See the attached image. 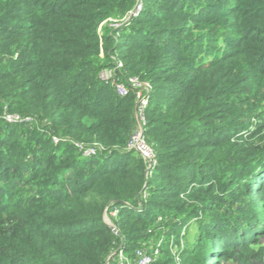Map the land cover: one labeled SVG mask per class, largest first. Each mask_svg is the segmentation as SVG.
<instances>
[{
    "label": "trees",
    "instance_id": "obj_1",
    "mask_svg": "<svg viewBox=\"0 0 264 264\" xmlns=\"http://www.w3.org/2000/svg\"><path fill=\"white\" fill-rule=\"evenodd\" d=\"M0 39V264L157 245L152 264L248 263L264 235V0H0ZM117 62L126 95L101 77ZM132 78L152 88L149 179L126 150L146 92Z\"/></svg>",
    "mask_w": 264,
    "mask_h": 264
},
{
    "label": "built area",
    "instance_id": "obj_2",
    "mask_svg": "<svg viewBox=\"0 0 264 264\" xmlns=\"http://www.w3.org/2000/svg\"><path fill=\"white\" fill-rule=\"evenodd\" d=\"M119 65L122 66V63H119ZM109 78H113V77H109ZM131 81L134 86H137V87L145 86L146 92L144 93L140 91L138 93V97L141 98V96H144L146 99L145 101L144 100L140 101V99H138L139 100L138 102L139 124L134 129V132L129 141L127 149L135 151L136 153L140 154L147 163V174H152L153 170L157 166L156 165L157 160H156V156L154 155L151 147L147 143V139H146L147 122L144 118L145 117L144 113L147 110L148 105H149L151 86H148V84H142L141 82L137 80V78H132ZM113 83L116 87L117 92L120 95H126L128 93V88L124 83L116 81L115 79H113ZM7 119L9 121L30 120V118L23 119L20 116H13V115L7 116ZM58 140L59 138L55 137V141H58ZM77 146L81 148H85L83 144H77ZM84 151L86 155H92L96 153V149L94 147H86ZM110 213L112 216L116 217L118 213V209L116 208L112 210ZM146 250L147 249L145 248H139L136 250L135 256H131L125 251L124 247L121 246L113 253V255H111V257L114 258L113 259L114 264H152L154 261H156V259L158 258V255L161 252L160 245H157V247L152 252L151 250H148V251ZM107 264H110L109 260L107 261Z\"/></svg>",
    "mask_w": 264,
    "mask_h": 264
},
{
    "label": "rangeland",
    "instance_id": "obj_3",
    "mask_svg": "<svg viewBox=\"0 0 264 264\" xmlns=\"http://www.w3.org/2000/svg\"><path fill=\"white\" fill-rule=\"evenodd\" d=\"M4 45H8L9 46V42L4 41L3 39H0V54L8 53V51L4 48ZM120 67L121 66L118 63L115 66L116 70H112L111 68H109L107 70V72L104 71L105 73L103 72L101 75L103 76L104 79H108L109 77H113V75H115L116 73H119L117 71V69L120 68ZM139 99H140V101H143V100L145 101L146 98L144 96H141V98H139ZM242 204H243V202L241 201L240 202V206ZM236 207H238L237 204H236ZM225 211H226V209H225ZM256 217H258V216L256 215ZM114 218L115 217H112L109 213H107V214L105 213V216H104L105 220L104 221L106 223H108V224L110 223L112 225L110 227H112V229L115 230V232H118L117 227H116L117 223L116 224L114 223ZM260 221H261V223H264V221L262 219ZM197 225H198V223L196 221H192L189 224L184 225L182 227L181 237H180V244H176L177 246L175 247L174 251H176L178 253V250H181L182 248H184L185 245L187 244V242H191V241L193 242V240L195 239ZM184 234H185V237H183ZM260 244L264 245V235H259V240L256 243L253 244L252 250L245 252V254L247 256V260L246 261H248V263H245V261L243 262L242 260L238 259L240 253H236L235 256L233 257V259L235 261L239 260L241 264H243V263H245V264H259V263L264 264V253L258 254V256L254 255L260 249H264V246L260 247ZM117 246H118V244L116 245V247ZM145 249H148V248H145ZM146 251H148V250H146ZM159 255H158V257H159ZM113 259H114L113 257H111L109 259L110 264H114ZM207 264H211V262L207 261Z\"/></svg>",
    "mask_w": 264,
    "mask_h": 264
},
{
    "label": "clouds",
    "instance_id": "obj_4",
    "mask_svg": "<svg viewBox=\"0 0 264 264\" xmlns=\"http://www.w3.org/2000/svg\"><path fill=\"white\" fill-rule=\"evenodd\" d=\"M142 10H143V3L142 2H139L136 6H135V8L130 12V17H135V16H138L141 12H142ZM128 20V19H127ZM119 62H117V64H118ZM116 64V65H117ZM123 68V66H121L120 68H118L117 69V71L118 70H120V69H122ZM112 70H116V68L114 67V68H111ZM107 71V70H106ZM120 73H118L117 75H119ZM116 75V74H115ZM115 75L113 76V78H109V79H104L103 78V76L101 75V77H102V79H104V80H108V81H110L111 82V84L115 87V85H114V83H113V79H115L116 81H119L118 79H117V77H115ZM119 82H121V81H119ZM123 83V82H122ZM115 89H116V87H115ZM151 90H152V88H151ZM117 91V90H116ZM149 103H150V100H149ZM13 116H16V115H13ZM21 117V116H20ZM21 118H23V119H26V118H30V120H24V121H9L8 119H7V116L5 117V119H7V121L8 122H11V123H27V124H33V119L31 118V117H21ZM139 124V123H138ZM137 124V125H138ZM136 125V126H137ZM55 137H57V138H59V140L58 141H55ZM64 139L65 138H63V137H59V136H54L53 137V140H54V142L55 143H59L61 140H63L64 141ZM78 144V143H77ZM77 144L75 143V145L77 146ZM128 147V146H127ZM127 147H126V150H128L127 149ZM86 148V147H85ZM85 148H81L80 149V151L83 153V156H85V157H91V156H93V155H97L99 152L98 151H96V153L95 154H92V155H86L85 154V151H84V149ZM128 151H132V150H128ZM135 152V151H134ZM136 153V152H135ZM138 154V153H137ZM140 155V154H139ZM141 156V155H140ZM142 157V156H141ZM150 175L151 174H147V177H148V179H149V177H150ZM142 207H143V204L142 203H140V205L139 206H137V208H140V209H142ZM118 209V213H119V208L118 207H113V208H111L110 210H108V208L105 210V213L107 214V213H109L110 215H111V211L112 210H114V209ZM118 213H117V216H118ZM104 216H105V214H104ZM112 216V215H111ZM117 216L115 217V218H117ZM112 217H114V216H112ZM109 225L110 226H112L110 223H109ZM114 226V225H113ZM127 252V251H126Z\"/></svg>",
    "mask_w": 264,
    "mask_h": 264
}]
</instances>
